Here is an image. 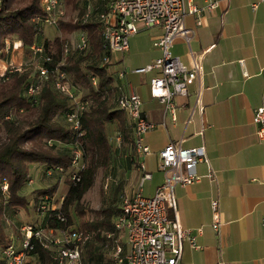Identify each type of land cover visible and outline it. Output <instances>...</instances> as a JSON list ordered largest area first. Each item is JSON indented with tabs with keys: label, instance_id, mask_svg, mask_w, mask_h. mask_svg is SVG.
<instances>
[{
	"label": "crops",
	"instance_id": "crops-1",
	"mask_svg": "<svg viewBox=\"0 0 264 264\" xmlns=\"http://www.w3.org/2000/svg\"><path fill=\"white\" fill-rule=\"evenodd\" d=\"M192 1L199 6L205 3ZM82 2L91 7L93 19L104 9L101 0ZM184 27L189 32L188 42L178 35L170 51L186 66L198 61L201 71L189 84L187 95L175 97L174 120L164 113L163 104L150 95L149 80L156 70L133 72L160 55L153 41L161 28L138 24L139 30L128 38L127 50L111 56L117 88L127 93L128 84H132L139 94L142 114L158 125L143 135L148 153L136 152L133 123L126 111L119 110L117 119L108 125L110 140L114 138L119 143L118 136L122 139L123 134L128 138L116 144L117 153L103 173V189L110 191L103 205L120 209L123 199L132 197L140 183L142 195L152 196L164 180L158 151L167 143L183 148L203 146L206 160L196 165L199 180L174 189L178 223L190 230L198 245L194 248L183 243L180 264H264V140L258 138L257 125L252 120L254 111L264 106V2L216 0L213 8L186 15ZM79 32L80 29L73 32L76 40ZM120 71L122 77L118 75ZM33 165L31 171L37 172L38 165ZM39 167L40 187L53 184L56 179L45 177L43 166ZM143 172L150 177L141 182ZM31 180L34 183L32 177ZM64 192L63 182L58 181L54 195L60 197ZM213 199L218 201V233L211 227ZM16 210H6V219L15 217ZM31 217L25 224L40 221L37 214ZM22 225L15 228L19 231ZM7 236L13 245L20 246L18 234L14 239L12 234ZM115 240L124 254L128 250L125 232H117ZM103 255L101 264H128L114 260L113 246ZM27 258L26 264H36L33 258Z\"/></svg>",
	"mask_w": 264,
	"mask_h": 264
},
{
	"label": "trees",
	"instance_id": "trees-1",
	"mask_svg": "<svg viewBox=\"0 0 264 264\" xmlns=\"http://www.w3.org/2000/svg\"><path fill=\"white\" fill-rule=\"evenodd\" d=\"M63 2L73 9L79 8L78 17L68 21L60 19L59 35L48 39L42 36V24L32 20L42 12L39 0H0V52L7 36H16L28 51L32 45L41 48L32 53V70L24 67L0 77V186L3 179L7 181V190L3 192L0 188V251L11 244L4 232L5 211L24 208L40 217V221L31 222L34 230L87 232L89 238L80 247L81 264H101L103 251H109L117 237L112 217L118 215L120 209L117 206L90 208L83 196L93 185L97 172L103 170L104 173L117 153L107 129L118 117L120 109L116 98L119 93L114 82L112 57L101 66L102 58L110 53L103 47L99 22L92 14L84 17L86 5L81 0ZM77 29L86 32L87 48H69L65 52L67 36ZM46 57L49 60H45ZM37 64L47 68V75L39 90L27 95V86L37 79ZM60 71L65 72L68 82L72 78L76 86L71 84L70 88L85 105L78 130L66 119L73 107L71 98L55 87ZM91 77L96 78V87ZM7 115L11 117L7 119ZM127 138V134H123L121 142ZM75 147L83 152L79 169L71 163ZM35 163L43 166L45 177L56 180L49 186L25 193V186L32 184L29 183L30 166ZM58 181L65 186L62 200L54 195ZM42 204L48 207L44 211L38 209ZM108 232L112 234L110 237L106 236ZM44 241V237L32 235L27 257L33 258L36 264H59L56 254L61 245L51 243L45 247Z\"/></svg>",
	"mask_w": 264,
	"mask_h": 264
},
{
	"label": "built area",
	"instance_id": "built-area-1",
	"mask_svg": "<svg viewBox=\"0 0 264 264\" xmlns=\"http://www.w3.org/2000/svg\"><path fill=\"white\" fill-rule=\"evenodd\" d=\"M104 2V9L97 13L96 19L101 27L103 47L110 55L116 52H123L128 48V38L136 33L138 24L143 28L159 26L161 33L153 41V45L160 50V55L154 61L144 67L134 69V73H145L156 70V73L149 80V92L157 98L164 108V113H168L172 120L175 119L176 96H185L188 93V86L199 75L201 66L198 61L186 66L179 57L173 55L170 47L174 38L182 36L186 42L189 40V32L184 27L185 16L188 14H200L202 11L211 9L216 5V0H205L204 5H197L192 0H101ZM264 2V0H260ZM41 13L35 15L32 20L40 22L42 26H57L60 19H64L65 7L63 0H39ZM91 7H86L85 18L90 16ZM199 24L200 22L197 21ZM5 52L10 49H19L21 41L13 42L12 45L6 43ZM88 46V37L85 31L80 30L78 38L70 47L67 43L64 46L66 52L69 48L84 50ZM32 53L41 51V48L32 45ZM1 54V52H0ZM110 55L102 58L101 66L110 61ZM45 60H49L48 57ZM9 62V61H8ZM37 79L31 82L25 93L35 94L41 82L47 75V68L37 64ZM23 67H14L6 64L0 77L10 74L13 71H21ZM120 77L123 72H118ZM93 86L96 85V78L91 77ZM55 87L60 92L68 94L73 102L72 111L66 115L67 121L74 130L79 129V117L85 108L79 97L74 94L69 86L67 75L60 71L55 81ZM116 98L117 107L126 111L133 123V145L136 152L148 153L149 149L143 143V135L155 128L158 124L145 118L141 111V100L135 87L128 84V92L122 93ZM11 115H7L9 119ZM257 125L256 134L259 139L264 140V106L258 107L252 117ZM163 123V122H162ZM78 135H81L78 132ZM119 139V138H118ZM71 163L77 168H82V149L75 147L73 150ZM206 160L203 146L183 148L180 145L167 143L158 151V166L163 172L164 180L155 189L152 196H144L141 193V183L135 194L130 198H124L120 207V212L113 221L114 231L125 232L128 250L122 254L121 244L116 240L113 244V258L119 262L128 264H180L183 243L188 242L191 247H198L195 237L190 230L180 226L175 214L176 186H185L199 180L196 172V165L200 161ZM140 168L143 166L140 164ZM51 172L47 171V175ZM211 176V174H208ZM150 177V174L143 172L141 182ZM29 183L32 180L29 179ZM1 191L7 190V181L1 182ZM60 196V200H62ZM48 207L45 204L39 206V210L44 211ZM212 229L218 233L220 226L218 201L211 200ZM172 211V217L169 216ZM261 226L264 228V216L261 218ZM22 234L20 246L16 247L12 243L3 247L0 251V264H26L27 250L31 248L30 238L44 237L43 245L59 244L56 259L59 264H81V245L88 240L87 232L71 229L67 232H55L52 229H33L31 224H24L19 228ZM46 233L49 235H46ZM57 234V235H54ZM112 234L108 232L107 237ZM213 264H222L216 261Z\"/></svg>",
	"mask_w": 264,
	"mask_h": 264
},
{
	"label": "rangeland",
	"instance_id": "rangeland-1",
	"mask_svg": "<svg viewBox=\"0 0 264 264\" xmlns=\"http://www.w3.org/2000/svg\"><path fill=\"white\" fill-rule=\"evenodd\" d=\"M64 7H65V16L63 19L64 21H68L71 19L73 20L76 17H78L79 8L73 9L70 5H66V4L64 5ZM56 35H59L57 26L56 27L52 26V25H44L43 26L42 36L44 38L52 39ZM19 40L20 39H18L16 36H7L4 39V46L1 48L2 54H0V71H2L3 68L6 66V64H8L9 62L14 67H20V68L26 67L27 70H32L34 64H32V52H31L32 50L31 49H29V51H28V49L21 46V47H19V49H10L8 51V53L5 52V48L7 46L6 43H9L12 45L13 42H17ZM67 41L70 44V47H72L73 44H75L76 37L74 36L73 32L67 36ZM21 43H22V41H21ZM71 84L74 85L73 80L70 77L69 78V86ZM74 86H76V85H74ZM95 87H96V85H95ZM78 90H80V88ZM78 90H76V91H78ZM118 138L120 139L119 143L121 144L120 136H118ZM111 142L114 146H116V144H119V143H117L118 140H115L114 138L111 139ZM35 164L38 165V169H37L38 171L34 172V171H31V169H30V175H31L32 179L34 180V183H32L31 185L25 186V193H27L28 191H31L35 188L40 187V182H38V180L40 178L39 172L41 169H40L38 163H35ZM30 167H32V169H33L35 166L31 165ZM104 181H105V177L103 175V170H99L95 176L93 185L88 189V191L83 196V201L88 207L99 208L101 206H104L103 205L104 203H107V200L109 199L110 191L107 192L103 189V182ZM115 203H118V200H115ZM30 206H31V203H29L28 207H30ZM34 214L35 213L32 210L28 211L24 208H17L16 215L14 214L15 217H13L12 219L7 220L6 219L7 217L3 216L4 228H6L4 230L5 234L6 235L12 234L13 239H14L15 235L18 234V242L15 240V243L17 242L19 244L21 242V239H22V234L20 233V231H18L15 228V225L18 226V224H20V223H22V224H25L26 222L28 223L29 222L28 220H30L28 218L30 216L33 217ZM78 225H79L78 223H75V226H78ZM46 235H48V234L46 233ZM54 235H57V234H54ZM27 260H28V258H27ZM28 264H30V263H28Z\"/></svg>",
	"mask_w": 264,
	"mask_h": 264
}]
</instances>
